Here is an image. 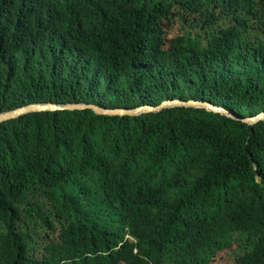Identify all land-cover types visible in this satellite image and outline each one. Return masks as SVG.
<instances>
[{
    "label": "trees",
    "instance_id": "obj_1",
    "mask_svg": "<svg viewBox=\"0 0 264 264\" xmlns=\"http://www.w3.org/2000/svg\"><path fill=\"white\" fill-rule=\"evenodd\" d=\"M169 99L264 112V0H0V112ZM228 250L264 264V121L176 107L0 123V264H215Z\"/></svg>",
    "mask_w": 264,
    "mask_h": 264
},
{
    "label": "water",
    "instance_id": "obj_2",
    "mask_svg": "<svg viewBox=\"0 0 264 264\" xmlns=\"http://www.w3.org/2000/svg\"><path fill=\"white\" fill-rule=\"evenodd\" d=\"M176 107H185V108H201L206 109L207 111L219 113L248 124H255L261 121H264V112L248 118H238L236 117L231 110L223 106H217L211 102H204L200 100H188L184 101L182 99H169L164 101L158 106L145 105L137 108H106L97 103H88V102H69V103H58V102H35L30 103L18 108L2 111L0 112V123L7 120H11L22 115L36 112V111H46V110H62V109H92L94 112L100 115L106 116H140L143 114L149 113H160L164 110H168Z\"/></svg>",
    "mask_w": 264,
    "mask_h": 264
},
{
    "label": "rangeland",
    "instance_id": "obj_3",
    "mask_svg": "<svg viewBox=\"0 0 264 264\" xmlns=\"http://www.w3.org/2000/svg\"><path fill=\"white\" fill-rule=\"evenodd\" d=\"M182 32L179 23H175L170 29V37H174ZM215 264H235L232 250L219 253L215 258Z\"/></svg>",
    "mask_w": 264,
    "mask_h": 264
}]
</instances>
